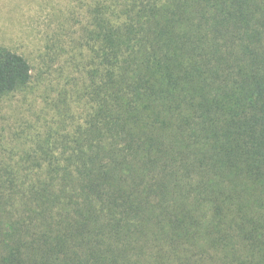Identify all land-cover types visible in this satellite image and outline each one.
<instances>
[{
    "label": "trees",
    "instance_id": "obj_1",
    "mask_svg": "<svg viewBox=\"0 0 264 264\" xmlns=\"http://www.w3.org/2000/svg\"><path fill=\"white\" fill-rule=\"evenodd\" d=\"M119 15L92 17L84 122L0 169V264H264V0ZM31 76L0 47V97Z\"/></svg>",
    "mask_w": 264,
    "mask_h": 264
},
{
    "label": "rangeland",
    "instance_id": "obj_2",
    "mask_svg": "<svg viewBox=\"0 0 264 264\" xmlns=\"http://www.w3.org/2000/svg\"><path fill=\"white\" fill-rule=\"evenodd\" d=\"M123 0H0V47L22 55L31 80L0 97V169L27 153L57 148L91 110L86 98L96 10ZM98 7V8H97Z\"/></svg>",
    "mask_w": 264,
    "mask_h": 264
}]
</instances>
